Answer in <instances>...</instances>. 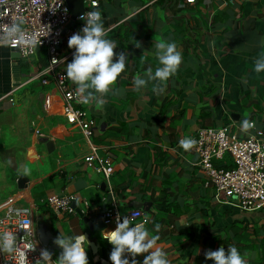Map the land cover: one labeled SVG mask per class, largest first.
I'll list each match as a JSON object with an SVG mask.
<instances>
[{"label":"crops","instance_id":"1","mask_svg":"<svg viewBox=\"0 0 264 264\" xmlns=\"http://www.w3.org/2000/svg\"><path fill=\"white\" fill-rule=\"evenodd\" d=\"M195 1L185 4L180 13L182 17L190 27L201 24V17L205 25L210 22L212 26L208 25L207 29L199 26L184 33L178 32L179 27L175 29L176 24L170 17L169 10L175 7V0L100 1L99 10L103 13L107 34L124 25L127 36H131L146 26L137 40L141 44L139 48L135 40L125 43L117 41L115 36L108 37L128 58L126 69L115 85L119 94L110 92L104 97L102 109L94 104L81 105L96 123L91 141L98 148L97 155L110 158L108 179L84 162L87 142L79 128L65 119L62 97L54 82L41 83L49 79L41 75L48 63L45 50L38 48L35 55L24 60L8 47L0 46V185L2 189L14 188L11 194L0 199V214L8 207H27L36 234L39 231L53 236L83 234L97 247L92 253L89 243L85 244L89 264H112L101 257V252L104 256L108 254L107 240L102 238V233L90 231L77 214L57 215L49 210L47 196L72 194L80 209H83L82 201H87L92 210L88 217L92 219L100 213L107 193L112 196L108 208L116 203L119 209V202L132 199L131 195L124 198L120 190L133 177L139 178V183L155 179L157 185L166 177L175 191L170 198L179 201L181 213L177 217L168 216L153 203L150 210L164 221L163 240L157 241L156 247L166 253L170 264H214L204 257L205 251L237 245L220 241L203 243V235L224 234L223 229L234 220L247 223L248 231H252V225L261 229L260 235L250 233L248 237V245H254V251L238 250L242 256L247 253L246 264H258L261 254L264 256L261 241L264 240V210L256 226L251 223L255 219L250 213L254 212L240 214L228 204L216 203L212 188L205 187L206 176L198 165L197 154L193 148L185 152L179 142L184 138L194 139L201 125L219 128L229 123L241 130L243 119L254 121L264 131V72L253 71L255 60L264 53V0ZM181 36L189 38L191 44L177 43ZM158 39L175 42L182 54L179 71L167 84L176 89L175 94L165 89L157 95L151 86L139 92L134 90V76L138 73L143 76L149 68L154 71L158 66L153 55ZM119 42L126 46L121 47ZM73 53L74 49L62 48L61 69L65 72ZM142 58L149 60L146 70H143ZM167 104L170 107L163 111ZM178 110L184 111L181 117ZM205 113L209 116L202 122L199 116ZM43 138L51 141L53 147L47 149L40 142ZM155 148L160 153L159 169L155 167ZM25 167L30 169L26 176L29 181L26 188L19 190L16 181L24 175ZM142 173H146L147 180L140 177ZM145 227L152 236L149 225ZM105 230L111 231V228ZM190 235L192 240H186ZM36 246L39 253L44 249L39 243ZM52 254L55 261L57 253ZM146 255L136 257L140 264ZM1 261L0 252V264Z\"/></svg>","mask_w":264,"mask_h":264},{"label":"built area","instance_id":"2","mask_svg":"<svg viewBox=\"0 0 264 264\" xmlns=\"http://www.w3.org/2000/svg\"><path fill=\"white\" fill-rule=\"evenodd\" d=\"M100 1L83 0L85 7L75 20V28L66 29L71 19L66 0H6V3L0 5V36H3V30L8 25L19 21H23L22 27L26 33L37 35L41 41L37 49L45 50L48 62L41 75L49 79L45 78L41 83L47 84L50 80L54 82L62 97L65 119L79 128L87 142L88 154L84 162L94 166L108 179L111 175L110 158L99 157L98 148L91 141L96 129L95 120L81 108L83 103L78 100L76 86L67 79L66 72L61 69L62 48L68 47L70 36L80 32L85 26L80 17L88 11L99 10ZM185 1L188 4L195 2ZM0 46L8 47L10 50L16 49L18 56L24 60H29L33 56L28 49L22 51L16 42ZM251 122L254 123V127L247 133L238 126L228 124L219 128H198L194 137L197 143L193 150L197 154L198 165L206 176L205 187L212 188L216 203L228 204L240 212L264 209V131L257 128L254 121ZM226 154L230 156L233 166L217 168L214 160L222 161ZM73 202H76V198L72 194L49 195L46 198V206L57 215L76 214ZM82 204L81 212L88 217L92 213L89 203L84 200ZM118 215L128 216L132 226L148 222V215L142 209L132 208L121 214L116 203L111 204L110 208L102 213L101 220L106 227L114 230ZM29 220L31 221L29 208L8 207L0 214V233L11 232L16 237L17 245L22 249L35 244L36 250L27 252L30 264H35L40 253L36 246L38 241L32 222L30 225L25 223ZM1 255V264H18L16 254L1 252Z\"/></svg>","mask_w":264,"mask_h":264},{"label":"clouds","instance_id":"3","mask_svg":"<svg viewBox=\"0 0 264 264\" xmlns=\"http://www.w3.org/2000/svg\"><path fill=\"white\" fill-rule=\"evenodd\" d=\"M4 3L6 0H0V5ZM80 19L85 22V26L68 39V48L74 49V53L72 61L66 65V77L76 85V94L80 102L84 105L94 104L97 109H102L105 104L104 97L110 92L114 95L119 94L115 85L118 77L126 69L128 58L125 53L121 52L114 62V57L117 55L114 49L118 45L114 40L106 38L107 33L99 10L88 11ZM22 25L23 21L12 22L8 25L3 30V36H0V45L16 42L22 51L28 49L35 55L41 41L36 34L26 33ZM135 46L139 48L141 44L135 41ZM154 49L153 55L158 66L154 71L149 68L143 76L139 73L135 75L133 85L137 92L151 86V91L160 95L165 91L168 81L178 73L182 63V54L175 42L163 39L156 41ZM141 63H143V58ZM253 71L257 74L264 72V53H261L255 60ZM253 127L254 123L250 120H242L241 130L243 132L247 133ZM196 143L197 141L192 138H184L179 142L185 152L190 151ZM29 173L30 169L25 167L23 174L27 176ZM121 219L123 222H120ZM25 223L30 225L31 221ZM159 228L160 225L157 224V232ZM101 236L112 245L109 256L112 264H140L136 257L142 254H147L142 264H170L166 253L156 247L159 236H150L144 223L132 226L128 216L118 215L116 228L103 231ZM54 243L63 249L58 258L53 261V254L45 248L41 250L40 257L35 264H89L85 248V244L88 246L89 242L85 235L65 236L60 233ZM35 250V244L24 249L20 248L16 243L15 235L11 232L0 233V252L16 254L18 264H30L27 252ZM245 256L247 253L242 256L237 247L233 245L228 246L227 253L224 247L216 251L205 252V258L214 261V264H246Z\"/></svg>","mask_w":264,"mask_h":264},{"label":"trees","instance_id":"4","mask_svg":"<svg viewBox=\"0 0 264 264\" xmlns=\"http://www.w3.org/2000/svg\"><path fill=\"white\" fill-rule=\"evenodd\" d=\"M175 2H176L175 7L171 8L169 11H170V17L174 20V23L176 24L175 29H177L179 27L178 32L184 33L185 30L187 31L189 29H197L199 26H202L205 29H207L208 25L212 26V25H210V22L208 25H205V22L203 20L204 18L201 17V24L195 23L197 25L190 27L188 20H186L184 18V16L182 17V15L180 14L181 10L184 9L185 4H188V3H186L185 0H175ZM104 26H105V24H104ZM143 27L146 28V26H143ZM144 28H142L141 30H136L135 34L134 35L131 34V36L130 35L127 36L128 30L125 29L123 36L125 35L126 38L124 37L125 39L123 40V42L126 43V42H129L130 40L137 41V40L141 39L142 35L145 32ZM117 29L118 28H113L112 30H110L109 32H110L111 36L109 35L108 37L109 38H111L112 36L114 37L117 33L119 35V32ZM182 35H185V34H182ZM176 42L177 43L182 42V44H185L188 42V45L191 44V42L189 41V38H185L184 36L178 37ZM125 43L119 42V45L121 47H122V45L126 46ZM148 64H149V60L143 59V66L146 67V68L143 67V70L148 69L147 68V67H149ZM168 89H170L169 91H167L168 93H173V94L176 93V89L174 87H170V86L168 87L167 86L166 90H168ZM178 91H180V90H178ZM178 95H179V92H178V94H176V96H178ZM169 105L170 104L165 105V108L163 106V111H165L166 108H169L170 107ZM183 112H184L183 110H178V117H181ZM207 116H209L208 113H205L204 115L201 114L199 116V119H201L202 122H204V120L207 118ZM224 125H227V124H224ZM201 128H207V127H204L201 125ZM154 151H155V167L157 169H159L160 168L159 148H155ZM156 161H157V163H156ZM214 165L217 168H230L233 166L231 158L228 154L225 155V157L223 158L222 161H214ZM140 177L144 181L147 180L146 179V173H142ZM138 179L139 178L133 177L131 179V183H129V185L125 186L124 188H122V190H120L122 192V195L124 198H127L128 195L132 196L131 200L126 201V202L121 201L118 203V205L120 207L119 209L121 211V214H125L130 209L127 207V204L129 202L136 200V201H140V202H151V203H153L154 206L161 207L163 209V212L165 214H167L168 216H172V217L179 216V214L181 213V211L178 210L179 201L176 199L170 198L171 197L170 195L171 194L174 195L175 191H173V188L170 186L169 180H167L166 177L164 178V180L159 182L158 185L156 184L157 181L155 179H150V180L148 179L147 182L145 181L144 183H139ZM120 184H118V185H120ZM133 189H136V190H133ZM184 205H185V207L187 206L186 204H184ZM184 209H185V211H187L188 208H184ZM228 212H229V214H231V211H228ZM147 215H148L147 224L149 225V230H150L151 235L152 236H159V239L157 241L163 240V235H162L161 231H162V227L164 226V221H162V219L160 217H156L151 212V210H149L147 212ZM227 216H229V215H227ZM157 224L160 225L158 232L156 231V225ZM234 227H236V228H234ZM249 227L250 226L242 220H234L229 225L226 226L225 229H227L228 231L225 230L224 234H220V235L214 236V237H211L210 234H208V235L204 234L202 242L203 243H207V242L210 243L211 241L212 242L220 241V243H224L226 245L228 244V242H233L235 245H237V249L240 252L242 250L254 251L255 246L254 245H248V242H250V239L248 237H249L250 233H252V235H260L261 229H260V231L255 232V229L253 228V225H252V229H251L252 231H248ZM261 228H263V227H261ZM186 240H188V241L192 240V236L190 235V237H186ZM261 241H262V244L264 245V240L262 239ZM244 242L246 243V245L243 244ZM106 244H107L108 254L106 256H104L103 253L101 252V257H103V258L105 257L106 260L109 261V263H112L111 260L109 259L110 253L112 251V246L107 241H106ZM207 245L212 246L210 244H207ZM263 245H262V247H263ZM204 246L206 247V245H204ZM224 249H225V252H227L228 247L225 246ZM205 252L203 254L204 257H205ZM260 254H261V248H260ZM258 264H264V256L262 258V254H261V257L258 261Z\"/></svg>","mask_w":264,"mask_h":264},{"label":"water","instance_id":"5","mask_svg":"<svg viewBox=\"0 0 264 264\" xmlns=\"http://www.w3.org/2000/svg\"><path fill=\"white\" fill-rule=\"evenodd\" d=\"M66 4L70 10V14H71V19L69 21V23L66 26V29L68 28H75V20L77 18V16H79L80 14H82L83 10H84V3L83 0H66ZM12 52H15L16 55H18V53L16 52V49H11ZM114 52L117 54L114 57V62L118 59V56L121 52L125 53L127 56V53L119 47H116L114 49ZM40 142L44 143L45 146L47 147V149L53 147V143L51 141H49L47 138H43L40 139ZM28 178L24 175H20L16 181L17 184V188L19 190L26 188V184L28 183ZM112 200V196L110 193L106 194L105 200L102 203L101 206V211L99 214H97V216L95 218H89L86 215L82 214L80 207L78 206L77 202H73L72 206L75 208L76 214L83 220V222L87 225V227L89 228L90 231H98V232H103L106 228V226L103 224L101 217H102V213H104L108 207L107 205L110 204ZM127 207L132 209H142L144 212H148L150 210V208L152 207V203L151 202H140V201H136L133 200L131 202H129L127 204ZM58 236H53L50 234H45L42 231L37 232L36 234V238L38 240L39 245L42 248H46L48 251H50L51 253L56 252L57 253V258L60 255V253L63 251V249L54 243V240L57 238ZM89 246H90V250L92 253H95L97 251V247H95V245H93L92 243L89 242Z\"/></svg>","mask_w":264,"mask_h":264},{"label":"rangeland","instance_id":"6","mask_svg":"<svg viewBox=\"0 0 264 264\" xmlns=\"http://www.w3.org/2000/svg\"><path fill=\"white\" fill-rule=\"evenodd\" d=\"M100 12H101V10H99ZM113 11H115V12H118V11H116L115 9H113ZM105 13L108 15V11H105ZM101 14H102V18H103V13L101 12ZM118 19H115L114 21H117ZM118 30V32H119V35H118V33L115 35V37H116V39H117V41H123L126 37H125V35L123 36V33H124V31H125V28H124V25H121V26H119V28L117 29ZM110 35V33L109 34H107V37ZM111 36V35H110ZM125 37V38H124ZM73 84V83H72ZM76 86V85H75ZM13 189L14 188H12V189H10V187L8 188H6V189H2L1 188V185H0V199H3V198H5V197H7V195L8 194H11L12 192H13ZM264 210V209H263ZM261 212H263L262 210L261 211H256V212H254V213H250V215H251V218H254L255 220H253V222H251V223H253V224H255L256 226H259L258 224L260 223V220H259V218H261ZM240 214H243V212H240ZM254 229H255V231H260V229L259 228H255L254 227ZM225 230H227V229H223V231H225ZM222 231V232H223ZM228 231V230H227ZM244 245H246V243L244 242L243 243ZM254 252H251V251H249V254H253Z\"/></svg>","mask_w":264,"mask_h":264}]
</instances>
